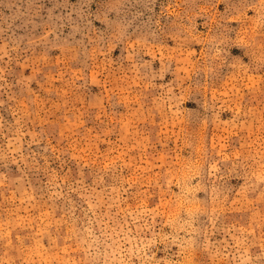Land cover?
Listing matches in <instances>:
<instances>
[{"label":"rangeland","instance_id":"rangeland-1","mask_svg":"<svg viewBox=\"0 0 264 264\" xmlns=\"http://www.w3.org/2000/svg\"><path fill=\"white\" fill-rule=\"evenodd\" d=\"M0 264H264V0H0Z\"/></svg>","mask_w":264,"mask_h":264}]
</instances>
